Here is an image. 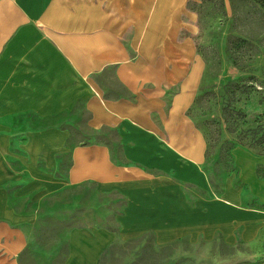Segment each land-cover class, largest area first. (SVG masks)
Here are the masks:
<instances>
[{
    "label": "crops",
    "instance_id": "1",
    "mask_svg": "<svg viewBox=\"0 0 264 264\" xmlns=\"http://www.w3.org/2000/svg\"><path fill=\"white\" fill-rule=\"evenodd\" d=\"M186 1L0 0V264H99L147 234L264 264V154L235 147L213 184Z\"/></svg>",
    "mask_w": 264,
    "mask_h": 264
},
{
    "label": "rangeland",
    "instance_id": "2",
    "mask_svg": "<svg viewBox=\"0 0 264 264\" xmlns=\"http://www.w3.org/2000/svg\"><path fill=\"white\" fill-rule=\"evenodd\" d=\"M188 1L181 15V37L193 38L204 64L190 113L205 134L207 168L213 184L220 187L226 176L235 173L232 149L244 146L264 154V7L253 0H193L195 4L187 5ZM87 202L69 209V225L94 217L83 214L91 210ZM48 232L39 240L46 249L57 243L54 237L48 238ZM254 257L251 247L229 246L220 239L198 243L181 239L160 246L147 234L117 240L99 264H247Z\"/></svg>",
    "mask_w": 264,
    "mask_h": 264
},
{
    "label": "trees",
    "instance_id": "3",
    "mask_svg": "<svg viewBox=\"0 0 264 264\" xmlns=\"http://www.w3.org/2000/svg\"><path fill=\"white\" fill-rule=\"evenodd\" d=\"M254 2H256L257 4H259L260 6L264 7V0H253ZM196 2H194L193 0L189 1V5L190 4H195ZM194 6H191V9H193ZM260 131V128L257 129L254 134H257Z\"/></svg>",
    "mask_w": 264,
    "mask_h": 264
}]
</instances>
